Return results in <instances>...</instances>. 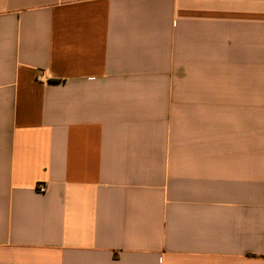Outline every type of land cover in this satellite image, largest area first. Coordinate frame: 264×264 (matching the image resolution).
I'll list each match as a JSON object with an SVG mask.
<instances>
[{"label":"crops","instance_id":"0c3cea01","mask_svg":"<svg viewBox=\"0 0 264 264\" xmlns=\"http://www.w3.org/2000/svg\"><path fill=\"white\" fill-rule=\"evenodd\" d=\"M0 264H264V0H0Z\"/></svg>","mask_w":264,"mask_h":264},{"label":"built area","instance_id":"2783aa9c","mask_svg":"<svg viewBox=\"0 0 264 264\" xmlns=\"http://www.w3.org/2000/svg\"><path fill=\"white\" fill-rule=\"evenodd\" d=\"M38 189H39L40 192H45L46 191V187L44 185H40Z\"/></svg>","mask_w":264,"mask_h":264}]
</instances>
